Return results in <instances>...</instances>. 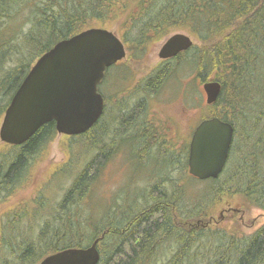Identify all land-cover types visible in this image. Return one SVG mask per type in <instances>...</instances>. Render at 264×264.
<instances>
[{
  "label": "trees",
  "instance_id": "16d2710c",
  "mask_svg": "<svg viewBox=\"0 0 264 264\" xmlns=\"http://www.w3.org/2000/svg\"><path fill=\"white\" fill-rule=\"evenodd\" d=\"M114 24L134 54L179 30L200 45L161 62L112 111L98 90L104 98L101 116L86 132L68 137L70 149L80 148L71 150L47 182L68 179L57 200L49 187H40L31 201L0 214V264H37L95 239L96 264H264V223L245 234L205 221L226 196L238 195L264 210V155L253 152L256 146L242 154L253 139L264 144V0H0V117L41 54L81 30ZM187 77L221 85L200 120L218 117L235 126L222 173L195 196L168 175L178 169L194 178L187 171V141L175 153L143 115L142 95L159 93L171 80L183 88ZM192 80L185 87L188 96L195 90ZM238 120L247 125L237 149L245 156L232 162ZM55 135L54 122H48L21 145L3 144L0 206L29 184L32 161ZM122 150L134 164L152 162L156 179L143 189L125 187L121 196L101 200L96 211L85 199H93L101 171Z\"/></svg>",
  "mask_w": 264,
  "mask_h": 264
},
{
  "label": "water",
  "instance_id": "95a60500",
  "mask_svg": "<svg viewBox=\"0 0 264 264\" xmlns=\"http://www.w3.org/2000/svg\"><path fill=\"white\" fill-rule=\"evenodd\" d=\"M192 45L189 34L173 33L159 47L158 57L172 58ZM125 55L123 41L106 28H87L56 42L34 61L12 95L0 123V141L21 145L48 122H54L58 134L86 132L103 112L98 85L106 69ZM202 88L210 105L217 100L221 85L210 80ZM232 137L230 123L218 117L200 120L188 143V174L199 180L216 179L225 167ZM97 242L51 253L38 264H96Z\"/></svg>",
  "mask_w": 264,
  "mask_h": 264
},
{
  "label": "rangeland",
  "instance_id": "374dc122",
  "mask_svg": "<svg viewBox=\"0 0 264 264\" xmlns=\"http://www.w3.org/2000/svg\"><path fill=\"white\" fill-rule=\"evenodd\" d=\"M106 28L114 31L122 40L120 35L122 34L120 32L122 29L119 30L117 24ZM176 32L187 33L180 30L173 31L167 37ZM167 37L160 41L147 43L141 54H134L126 47V55L123 60L115 66L109 67L110 69L107 68V71H105L106 76L98 85V90L108 99L109 110L112 111L127 102L130 97H133L135 95V87L142 82L153 68L164 61L158 57V50ZM191 38L193 39V44L200 45L198 40L192 36ZM191 80L192 78L188 77L183 80V88H181L180 84L171 80L165 83L164 88L159 93L142 95L146 101L145 110L143 111L144 118L154 124L156 127L155 131L163 134L167 146H172L175 153H179L178 151L185 141H187V144L189 143L195 125L201 118L208 116L207 113L209 112L206 107L208 104L206 103L202 82L195 80V77H193L192 85L195 90L190 96L186 93V84L191 82ZM2 116L0 117V123ZM246 126L240 120L236 122L237 137L234 140L231 151L232 162L239 161L242 156H245L242 155L243 153H250L249 149L252 146H256L255 149H257L253 150L252 147L253 152H258L257 154L262 152L264 155V144L255 141L256 139H253L249 144L250 147L243 149L241 155L237 152L238 148L242 149V144L238 140H240V137L242 138V131ZM68 137L56 133L53 140L43 149L41 155L32 161L29 184L18 190L14 196L0 206V214L4 211H14L22 204H25V202L31 201L35 190L40 187H49L47 189L48 194H51L53 201L57 200L61 190L67 185L68 179H64L63 182L52 181L47 183L50 180V175L55 168L68 160L73 148H80L78 145L73 144L72 149H70L67 142ZM3 144L6 143L0 141V148ZM131 159L130 155L124 150L112 156L104 166L94 186L93 199L90 201V197H87L85 204L89 203V206L95 207L97 211L102 206L103 200L107 201L111 196L114 198L121 196V190L128 191L124 189L125 187H129L130 190L136 187L143 189L148 184H151L152 180L156 179L154 174H150L151 170H154L152 162H148L147 165L142 167L143 165L134 164L133 159ZM162 172L167 173L168 170L167 172L162 170ZM186 174V172L181 173L178 169H175L171 170L168 175L172 179H176V183L183 185L189 196L199 195L208 188L209 179L196 180L187 177ZM130 184H134V186H130ZM205 221H208L213 226L250 234L264 223V210L247 204L238 195L226 196L217 202L210 216ZM4 251L3 253H6V250Z\"/></svg>",
  "mask_w": 264,
  "mask_h": 264
},
{
  "label": "bare ground",
  "instance_id": "6f19581e",
  "mask_svg": "<svg viewBox=\"0 0 264 264\" xmlns=\"http://www.w3.org/2000/svg\"><path fill=\"white\" fill-rule=\"evenodd\" d=\"M89 28H92V27H89ZM100 28H105V27H100ZM87 29V28H86ZM107 29V28H106ZM85 30V29H84ZM81 31H83V30H81ZM79 33V32H78ZM77 34V33H76ZM70 37V36H69ZM68 38V37H67ZM65 39V38H64ZM62 40V39H61ZM60 41V40H59ZM58 42V41H57ZM144 42V41H143ZM123 60V59H122ZM111 67V66H110ZM28 73V72H27ZM218 82V81H217ZM14 94V93H13ZM226 122H228V123H230L229 121H226ZM231 124V123H230ZM232 125V124H231ZM43 126V125H42ZM232 127H233V125H232ZM235 127V126H234ZM234 127H233V133H235L234 132ZM236 129H237V127H236ZM232 141H233V137H232ZM232 143V142H231ZM230 148H231V146H230ZM229 152H230V149H229ZM229 152H228V156H229ZM227 159H228V157H227ZM169 186V185H168ZM167 187V186H166ZM80 248H85V247H80Z\"/></svg>",
  "mask_w": 264,
  "mask_h": 264
},
{
  "label": "flooded vegetation",
  "instance_id": "af4514ba",
  "mask_svg": "<svg viewBox=\"0 0 264 264\" xmlns=\"http://www.w3.org/2000/svg\"><path fill=\"white\" fill-rule=\"evenodd\" d=\"M104 78H105V76H104ZM104 78H103V80H104ZM102 80V81H103ZM104 99V98H103ZM234 132H235V127H234ZM235 137V133H233V138ZM231 146H232V143H231ZM231 149V148H230Z\"/></svg>",
  "mask_w": 264,
  "mask_h": 264
}]
</instances>
